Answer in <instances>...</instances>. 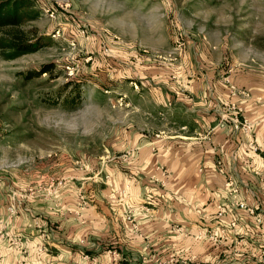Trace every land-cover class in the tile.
<instances>
[{"label":"rangeland","instance_id":"obj_1","mask_svg":"<svg viewBox=\"0 0 264 264\" xmlns=\"http://www.w3.org/2000/svg\"><path fill=\"white\" fill-rule=\"evenodd\" d=\"M32 2L0 264H264V0Z\"/></svg>","mask_w":264,"mask_h":264},{"label":"trees","instance_id":"obj_2","mask_svg":"<svg viewBox=\"0 0 264 264\" xmlns=\"http://www.w3.org/2000/svg\"><path fill=\"white\" fill-rule=\"evenodd\" d=\"M32 0H0V55L4 59H14L40 49L41 37L34 30H26L25 23L37 19L39 12L30 10ZM53 64H45L36 72H29L26 77L40 76L52 71Z\"/></svg>","mask_w":264,"mask_h":264}]
</instances>
